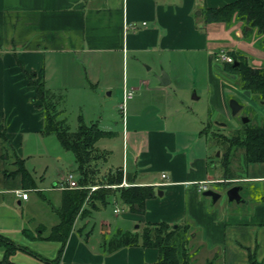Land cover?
<instances>
[{
	"label": "crops",
	"instance_id": "1",
	"mask_svg": "<svg viewBox=\"0 0 264 264\" xmlns=\"http://www.w3.org/2000/svg\"><path fill=\"white\" fill-rule=\"evenodd\" d=\"M231 1L234 0H0L1 235L50 260L57 258L59 241L34 238L47 236L59 223L63 192L85 188L59 187L68 173L62 169L63 163L61 167L55 165L57 177L49 188L41 187L33 177L35 171L28 167L29 154L43 149L41 143L47 136L42 134L43 110L38 101H33L34 88L28 84L25 72H41L47 88L61 91L65 97L67 90L80 92L101 108L106 101L103 94L109 91L107 97L115 92L116 100L111 101L108 111L113 115L121 110L122 115V162L118 168L123 180L128 174L130 181L124 180L126 183L152 187L154 192L153 197L145 199L142 212L122 211V223L189 225L190 236L198 239V245L190 251L191 264L204 260L205 264H248V252L264 264V162L243 164L241 160L236 168L231 161L230 176L222 166L217 173V161L211 162L204 150L193 151L194 144L200 146L201 126L191 131L190 142L179 144L178 133L171 126L176 118L163 113L168 110L165 102L175 83L173 65V70L168 69L166 85L157 80L163 71L162 56L174 60L184 52L206 50L209 61L214 60L213 54L221 46L210 43V36L217 29L215 24L221 23H209L204 25L203 33L198 32L193 12L200 9L201 15L205 7H220ZM216 88L218 102L225 109L224 88ZM128 91L132 95L125 98ZM149 94H153L152 100ZM80 118L83 121L84 117ZM95 124L112 134L109 125L101 126L99 120ZM20 167L29 173L26 183ZM105 172L108 171L102 170L101 175ZM199 182H208L207 189L209 185L225 183L241 186L239 196L243 201L234 209L218 204L221 197L210 204V198L198 190ZM156 189L161 190L163 198H156ZM54 191L59 194L55 203L44 194ZM22 192H27L26 199L21 198ZM83 209H87L86 202L74 218L57 264L156 262L158 254L153 248L127 246L108 251L105 242L109 244L113 235L100 244L104 246L101 251L93 244L91 247V236L87 231L84 234L77 223L86 224L98 209L82 216ZM110 229V224L101 223L100 235L111 234ZM200 250L206 254L201 262L193 258ZM9 260L13 264L41 263L20 251Z\"/></svg>",
	"mask_w": 264,
	"mask_h": 264
},
{
	"label": "rangeland",
	"instance_id": "2",
	"mask_svg": "<svg viewBox=\"0 0 264 264\" xmlns=\"http://www.w3.org/2000/svg\"><path fill=\"white\" fill-rule=\"evenodd\" d=\"M199 12L200 9L193 12V19L195 20V28L198 32L203 33L204 25L201 21L202 16L198 15ZM238 24L239 22L233 23L230 26H226L222 23L215 24L217 29L212 30V35L210 36L212 40H210V43H219L221 46L213 54L215 61L213 59L209 61V52L201 50L193 53L184 52L183 55L175 57L174 60L169 59L167 55L166 57L162 56L161 59L163 63L160 64V70H163L166 74H168V69L169 71L173 70L172 65L175 68V70L171 72L175 77V83L171 85L169 89L171 97L165 102L167 103L165 110H168L163 111V113H168L172 118H176V122L171 126L178 133L179 144L184 145L191 139V131L195 132L197 126H201L200 129L204 130V132L198 136V143L200 146L194 144L193 151L199 152L204 150L209 154V160L211 162L217 161L215 165L217 173L222 166L219 162V156L222 151L218 147L219 144L214 142L213 133L217 132L230 135L234 130L241 127V119L243 117H247L251 125H264V102L255 98L249 92L241 90L236 76L228 73L223 68V63H221L223 62L221 58H223L224 55L230 57L227 55L228 51H238L248 59L251 65L260 67L264 64V47L256 44L257 40L254 39V34L250 36L251 39H248L249 41L244 39L241 33V23ZM217 85L219 90L224 88L225 109L218 102L220 97L219 93H217ZM108 92L109 91H106L103 94V98H105L106 101L103 108H101L99 105L89 102L87 97L80 92L75 94L73 91L67 90L65 95L68 100L66 101V97L64 96L61 104L62 113L59 116L60 118H65L70 132L77 130L80 115L84 117L83 121L85 124L95 123V121L99 120L101 126H110L109 129H111L110 131L112 134L100 138L95 143L97 150L106 153L105 159L99 160L96 164L99 171L98 176L101 175L102 170L109 171L117 169L121 166L122 162V115L121 110H117L116 114H109L108 109L111 106V101L113 102L114 99L116 100V94L114 92L112 96L106 97ZM152 95L149 97L150 100H152ZM110 97H112V99H110ZM231 99L236 100L242 106L241 110L235 116H232L229 110L228 104ZM160 100L163 101L161 97ZM151 102L154 103V101ZM185 129L190 131V133L187 132L186 134ZM45 140L46 141L41 143V146L44 148L38 152L29 154L30 157L27 159L28 167L30 170L33 169L36 173L33 174V177H35L38 184L41 185V187H52L56 175L54 167L55 165L61 167V163L64 165V167L62 166L64 171L68 173L73 172L75 179H79V171L73 153L62 149L54 135L47 136ZM241 156V149L234 151L232 164L234 166L236 165V168L240 165V161L242 160ZM53 157H59L62 160L58 161L56 158L52 159ZM210 168L212 169L211 166H209V169ZM231 186L232 184L230 183L209 185L210 190H217L219 192L221 198L218 204H222L223 208L230 209L229 206H232L233 209L237 208L236 203L229 205L226 202L225 194L227 189ZM161 193V190L156 189V198H163ZM44 194L45 197L50 198L53 203L57 202L58 192H45ZM44 206L49 207L46 203ZM115 208H118L120 211L117 215L113 212ZM32 211H34V209H32ZM122 211L123 213L129 211L128 206L120 201L118 192H115L107 197V204L105 206H101L88 217L86 224L85 221L77 223L79 228H82V230L84 229L83 233L87 231L91 236L89 244L91 247L93 244L95 249L101 251V248H104V246L100 244L110 239L118 229H122L121 231L141 232L145 224L142 222L133 224L122 223ZM45 217L48 218L47 215ZM51 218L52 216L50 215L49 219L51 220ZM187 221L188 220H185L184 223H188ZM101 223L110 224L111 234L108 233L105 236L100 235ZM178 224L182 223L176 222L171 225L175 226ZM83 225H86V227H83ZM198 235H200V233H198ZM187 237L189 249L193 251L198 245V239L196 235ZM105 243V248H108V241ZM97 245H100V247ZM0 253H3L1 249ZM205 256V252L200 250L193 258H199L201 262ZM204 261H202L201 264H205ZM39 264L44 263L39 262Z\"/></svg>",
	"mask_w": 264,
	"mask_h": 264
},
{
	"label": "trees",
	"instance_id": "3",
	"mask_svg": "<svg viewBox=\"0 0 264 264\" xmlns=\"http://www.w3.org/2000/svg\"><path fill=\"white\" fill-rule=\"evenodd\" d=\"M201 16L203 25L224 23L226 26H230L239 22L241 23L242 37L248 40L254 34V39L257 40L256 44L264 47V0H234L220 7H205L201 10ZM227 55L232 58V62H221L223 68L236 76L241 90L249 92L264 102V64L260 67L253 66L238 51H228ZM235 63L237 66L234 65ZM25 76L28 84L34 88L33 101H38V106L43 110L42 134L45 136L54 135L62 149L73 153L79 171L77 181L79 186L86 188L96 185L99 188L92 192L85 188L63 192L59 223L51 228L47 236L39 235L38 238H34L59 241L60 248L57 258L50 260L0 234V249L3 251L0 264H13L9 259L11 255L19 251L25 252L45 264H57L66 237L83 202L87 203V209L82 210V216L85 212L105 206L107 197L118 192L120 201L128 206L129 211L140 213L143 211L145 199L153 197L154 192L152 187L135 186L132 182H127L128 186H120L123 182V172L120 168L98 176L99 171L96 164L99 160L105 159L106 153L98 151L95 148V143L110 134L100 130L95 123L84 124L81 118H79L77 130L70 132L65 118L59 117L62 113L63 93L47 88L41 72H25ZM203 132L204 130H201V134ZM0 136H3L2 132H0ZM213 138L222 151L219 162L227 176L231 175L230 164L233 153L237 149L242 150L243 164L264 162V125H251L248 119L230 135L216 132L213 133ZM19 170L26 183L29 173L22 167ZM124 178L125 181H130L128 174ZM189 232V225L178 224L174 227L165 222L145 224L141 232L118 230L109 240L108 251L127 246L153 248L157 250L158 254L157 260L153 264H191L187 240V236H190ZM25 235L27 236V232ZM30 238L33 237L30 236ZM248 264H260L252 252H248Z\"/></svg>",
	"mask_w": 264,
	"mask_h": 264
},
{
	"label": "water",
	"instance_id": "4",
	"mask_svg": "<svg viewBox=\"0 0 264 264\" xmlns=\"http://www.w3.org/2000/svg\"><path fill=\"white\" fill-rule=\"evenodd\" d=\"M234 65L237 66V63H235ZM157 80L159 81L160 85L162 86L166 85L167 82H165V80L168 81L167 74L164 71H161L160 75L157 76ZM228 105H229V110L232 116H235L242 108V106L236 100H233V99L229 101ZM241 120H242V123H246L248 121V118L243 117ZM241 189L242 187L237 186V185H234L230 187L229 189H227L225 196L227 199V203L229 205L232 204L233 202L239 203L243 201L241 197L239 196V191H241ZM201 195L204 197H209L210 204H214L221 197L219 193L213 190H210V189H207L201 192Z\"/></svg>",
	"mask_w": 264,
	"mask_h": 264
},
{
	"label": "built area",
	"instance_id": "5",
	"mask_svg": "<svg viewBox=\"0 0 264 264\" xmlns=\"http://www.w3.org/2000/svg\"><path fill=\"white\" fill-rule=\"evenodd\" d=\"M219 58V57H217ZM223 59V62H232V58L225 56L223 58H221V60ZM218 60V59H217ZM132 95L131 91H128L125 93V98H129ZM162 177H164V175H162ZM207 184L208 182H199L198 184V190L200 192H203L205 190H207ZM120 186H128V184L123 180L122 184ZM60 188H64V189H70V188H79L77 181L75 180V175L71 172L66 173L62 180L61 183L59 184ZM99 186H89L86 187V189H89V192L95 191L96 189H98ZM21 198L22 199H26L27 198V192H22L21 193ZM114 213H119V209L115 208L114 209Z\"/></svg>",
	"mask_w": 264,
	"mask_h": 264
}]
</instances>
